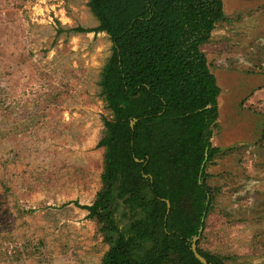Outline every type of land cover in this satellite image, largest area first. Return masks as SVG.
I'll return each instance as SVG.
<instances>
[{
  "label": "rangeland",
  "instance_id": "374dc122",
  "mask_svg": "<svg viewBox=\"0 0 264 264\" xmlns=\"http://www.w3.org/2000/svg\"><path fill=\"white\" fill-rule=\"evenodd\" d=\"M223 3L201 46L221 93L205 172L218 189L198 245L264 264V0ZM99 24L89 0H0V264H102L109 249L81 207L103 186L113 118L101 85L113 40L77 30ZM131 214L120 201L123 229Z\"/></svg>",
  "mask_w": 264,
  "mask_h": 264
},
{
  "label": "trees",
  "instance_id": "16d2710c",
  "mask_svg": "<svg viewBox=\"0 0 264 264\" xmlns=\"http://www.w3.org/2000/svg\"><path fill=\"white\" fill-rule=\"evenodd\" d=\"M89 5L100 24L77 30L105 31L113 40L101 80L113 114L104 118L98 143L106 147L103 186L92 204L81 205L109 244L102 264H204L192 240L205 226L218 189L205 172L219 150L211 138L221 87L201 46L225 19L223 0ZM120 201L132 209L125 229L116 218ZM138 208L144 215L136 217ZM198 251L225 264L199 245Z\"/></svg>",
  "mask_w": 264,
  "mask_h": 264
},
{
  "label": "water",
  "instance_id": "95a60500",
  "mask_svg": "<svg viewBox=\"0 0 264 264\" xmlns=\"http://www.w3.org/2000/svg\"><path fill=\"white\" fill-rule=\"evenodd\" d=\"M136 120H134L133 122H132V125L134 124V122H135ZM167 201V206H168V210L170 209V207H171V203H170V201L167 199L166 200ZM201 229H202V227H201ZM197 241H198V236H195L194 238H193V240H192V250H193V252H194V254H195V256L201 261V262H203L204 264H213V263H211V262H209L199 251H198V244H197Z\"/></svg>",
  "mask_w": 264,
  "mask_h": 264
}]
</instances>
